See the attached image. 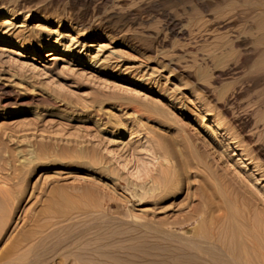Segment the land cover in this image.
<instances>
[{
  "label": "rangeland",
  "instance_id": "rangeland-1",
  "mask_svg": "<svg viewBox=\"0 0 264 264\" xmlns=\"http://www.w3.org/2000/svg\"><path fill=\"white\" fill-rule=\"evenodd\" d=\"M19 1L0 3L28 48L0 45V264L33 232L21 264L100 246L163 264L142 251L164 245L262 264L264 0ZM48 39L99 68L51 61Z\"/></svg>",
  "mask_w": 264,
  "mask_h": 264
},
{
  "label": "bare ground",
  "instance_id": "bare-ground-1",
  "mask_svg": "<svg viewBox=\"0 0 264 264\" xmlns=\"http://www.w3.org/2000/svg\"><path fill=\"white\" fill-rule=\"evenodd\" d=\"M9 1H11L12 2V0H9ZM19 1V0H18ZM20 2V1H19ZM18 2V3H19ZM22 2V1H21ZM0 3H1V5L3 4L4 6L6 5H8V4H6V3H8V0H2V1H0ZM10 3V2H9ZM26 4V3H25ZM11 5V4H10ZM13 5H14V3H13ZM17 5V4H16ZM27 5V4H26ZM18 6H19V4H18ZM21 6H24L23 4L21 5ZM1 7H3V6H1ZM4 9H5V7H3ZM11 8V7H10ZM21 8V7H20ZM25 8V7H24ZM7 9V8H6ZM17 9V8H16ZM22 9V8H21ZM25 9H27V7L25 8ZM13 10H15V9H13ZM13 10H10L9 9V11H7V15H8V18H13L14 16H16L15 15V12H13ZM20 10V9H19ZM18 10V11H19ZM24 10V9H23ZM45 10V9H44ZM21 11V10H20ZM19 11V12H20ZM18 12V13H19ZM45 12V11H44ZM264 13V12H263ZM0 14H4V12L3 11H0ZM51 15V14H50ZM29 17V16H28ZM25 18H26V16H25ZM24 18V19H25ZM9 20V19H8ZM26 21V20H25ZM9 22V21H8ZM8 22H2V23H4V25L5 24H7ZM260 24V23H259ZM9 25V24H8ZM1 26H3V25H1ZM13 26V25H12ZM21 26V25H20ZM5 28H0V45H10V46H16V47H18V49H21V50H24V49H26V46H24L23 45V43L21 42L22 40H21V31H12V28H11V26H4ZM107 27V26H106ZM9 28H11V29H9ZM16 28H17V26H16ZM15 27H14V30L16 29ZM23 28V27H22ZM21 29V28H20ZM25 32V31H24ZM24 32H23V34H24ZM57 32V31H56ZM232 36H235V35H232ZM23 37V36H22ZM236 37V36H235ZM27 39V38H26ZM45 39V38H44ZM75 39V38H74ZM56 40V39H55ZM74 42V41H73ZM46 43H50L51 44V40H46ZM45 43V44H46ZM44 46H48L49 47V45H44ZM28 47V46H27ZM228 49V48H227ZM26 50H28V48L26 49ZM229 51V50H228ZM59 54H62V56H70V57H72L73 59H76V62L78 63V64H80V63H82V64H88V68L90 69V70H95V69H98L99 68V66L100 65H98V60H95V58H90L89 56H87V55H84V56H82V54L80 53V52H75L71 47H69V46H65V48H61V46H60V44H51L50 45V50L47 52V54H45L46 56L45 57H47V58H51V61H53V60H56V58H57V56H59ZM72 61H74V60H72ZM214 61V60H213ZM98 65V66H97ZM102 65V64H101ZM102 67V66H101ZM144 84V83H143ZM147 85V84H146ZM144 87V86H143ZM149 89V92L150 93H154V90L153 89H150V87L148 88ZM160 90V89H159ZM156 95H158V94H156ZM162 95V94H161ZM166 102H168V103H170V104H173L174 103V100H172V99H169L168 98V96H167V98H166V100H165ZM164 106V105H163ZM212 123H213V125L215 126V127H217V128H220V129H222L221 128V124L217 121V120H213L212 121ZM223 131H224V129H223ZM222 131V132H223ZM213 134V133H212ZM217 134V133H216ZM222 135H225L224 133L222 134ZM234 142V141H233ZM232 141H228L227 143H228V146H229V148H234L235 149V152H238V154L240 155V157L241 156H243L244 155V153H243V151L241 150V149H238V148H235V145L236 144H234ZM214 159V158H213ZM243 159H245V161H247L246 160V158H243ZM207 161V160H206ZM250 162V161H249ZM216 163V162H215ZM248 163V162H247ZM218 164V163H217ZM189 167H190V165H189ZM152 172V171H151ZM192 177V176H191ZM185 179V178H184ZM222 179V178H221ZM260 179V178H259ZM191 180V179H190ZM193 182V181H192ZM74 186V185H73ZM224 186V185H223ZM188 188V187H187ZM198 190V189H197ZM189 191V190H188ZM153 192V191H152ZM186 196V195H185ZM193 196V195H192ZM187 198V197H186ZM184 200V199H183ZM199 200V199H198ZM255 201V200H254ZM87 202V201H86ZM256 202V201H255ZM57 204H58V202H57ZM91 204H92V202H91ZM173 204V203H172ZM197 204V203H196ZM236 204V203H235ZM61 205V204H60ZM65 205V204H64ZM195 206V205H194ZM59 207V206H58ZM84 207V206H83ZM172 207V206H171ZM193 208V207H192ZM197 208V207H196ZM263 208V207H262ZM56 209V208H55ZM163 209H164V207H163ZM189 209V208H188ZM191 209V208H190ZM256 209V208H255ZM235 210V209H234ZM60 211V210H59ZM62 211V210H61ZM194 211V210H193ZM216 211V210H215ZM68 212V211H67ZM222 212V211H221ZM192 213H194V212H192ZM213 213V212H212ZM27 214V213H26ZM53 214V213H52ZM51 214V215H52ZM65 214H66V212H65ZM69 214H70V211H69ZM221 214V213H220ZM54 215V217H55V215H56V213L55 214H53ZM186 215V214H185ZM194 215H196V214H194ZM218 215V214H217ZM189 217L191 216V218H192V215H188ZM83 217V216H82ZM185 217V216H184ZM252 217V216H251ZM181 218V217H180ZM195 218V217H194ZM244 218V217H243ZM61 219V218H60ZM63 219V218H62ZM163 219V218H162ZM161 219V220H162ZM167 219H169L170 220V218H167ZM187 219V218H186ZM55 220V219H54ZM175 220V219H174ZM189 220V219H188ZM191 220H193V219H191ZM190 220V221H191ZM64 221V220H63ZM162 221H164V220H162ZM166 221H168V220H166L165 219V222ZM196 221V220H195ZM43 222H45V221H43ZM168 222H172V221H168ZM184 222H185V220H184ZM212 222V221H211ZM40 223V222H39ZM173 223H174V225H175V223H176V221L174 222L173 221ZM186 223V222H185ZM183 224V223H182ZM212 224V223H211ZM228 224V223H227ZM42 225V224H41ZM46 225V224H45ZM166 225L167 224H165L164 226L166 227ZM262 225V224H261ZM78 226V225H77ZM168 226V225H167ZM172 226V225H171ZM53 227V226H52ZM170 227V226H169ZM227 227V226H226ZM237 227H239V226H237ZM259 227V226H258ZM39 228H41V227H39ZM73 228V227H72ZM162 228V227H161ZM168 228V227H167ZM231 228V227H230ZM46 229V228H45ZM44 229V230H45ZM163 229V228H162ZM165 229V228H164ZM260 229V228H259ZM36 230H39V229H37L36 228ZM41 230V229H40ZM39 230V231H40ZM43 230V229H42ZM43 230V231H44ZM73 230V229H72ZM165 230H167V229H165ZM204 230V229H203ZM233 230V229H232ZM243 230H244V228H243ZM24 231V230H23ZM43 231H41V232H43ZM45 231H47V229L45 230ZM44 231V233H46ZM158 231V230H157ZM170 231H171V229H170ZM220 231V230H219ZM240 231H242V230H240ZM51 232V231H50ZM164 232V231H163ZM205 232V231H204ZM233 232V231H232ZM249 232V231H248ZM259 232H261V231H259ZM24 233V232H23ZM22 233V234H23ZM52 233V232H51ZM62 233V232H61ZM60 233V234H61ZM167 233V232H166ZM222 232H220V234H221ZM47 234H48V232H47ZM46 234V235H47ZM164 234V233H163ZM171 234V233H170ZM223 234V233H222ZM228 234V233H227ZM245 233H243L242 232V235H244ZM255 235H256V233H254ZM25 235V234H24ZM23 235V239L21 238L19 241H17L18 243H17V245L15 244V246H12L11 248H9V250L5 253V256L3 257L4 259L3 260H9V259H11L10 261H12L11 262V264H14L13 262H15V264H21L20 262H22L21 260H23V258H25L26 259V257H28L29 256V254H25V251L27 250L28 251V253H29V250H32V251H34L35 250V256H36V254H38L37 252H39V251H36L37 249H41V246H39V244H41V245H43L42 243H43V241L41 242V240L43 239L42 238V235L40 234V236L41 237H39V235H38V232H33V233H31V234H26L25 236ZM46 235L44 236V237H46ZM50 235V234H49ZM48 235V236H49ZM173 235V234H172ZM20 236V235H19ZM53 236V235H52ZM85 236V235H84ZM220 236V235H219ZM234 236V235H233ZM59 237V236H58ZM61 237H62V235H61ZM64 237H65V235H64ZM207 237H209V236H207ZM224 237H225V235H224ZM239 238H240V236H238ZM247 237H249V236H246V239H244V242H246L245 240H247ZM60 238V237H59ZM209 238H211V237H209ZM221 238V237H220ZM231 238H234V237H232L231 236ZM231 238H229V239H231ZM243 238H245V235H244V237ZM251 238V237H250ZM262 238V237H261ZM52 239H54V238H52ZM57 239V238H56ZM62 239V238H61ZM66 239H67V237H66ZM77 239V238H76ZM222 239V238H221ZM225 239H226V237H225ZM241 239V238H240ZM18 240V239H17ZM55 240V239H54ZM234 240V239H233ZM232 240V241H233ZM252 240V239H251ZM62 241V240H61ZM61 241H59V242H61ZM63 241H65V240H63ZM74 241V240H73ZM223 241H225V240H223ZM222 241V242H223ZM231 241V240H230ZM241 241V240H240ZM240 241H237V242H240ZM249 241V240H248ZM247 241V242H248ZM56 242H58V241H56ZM203 242V241H202ZM210 242V241H209ZM220 242V241H219ZM259 242V241H258ZM61 243H63V242H61ZM71 243V242H70ZM75 243H76V241H75ZM78 243H79V241H78ZM172 243V242H171ZM206 244H207V242H205ZM204 243V244H205ZM225 243H226V241H225ZM228 243V242H227ZM231 242H229V244H230ZM7 244V243H6ZM57 244V243H56ZM77 244V243H76ZM75 244V245H76ZM82 244V243H81ZM85 244V243H84ZM189 244V243H188ZM191 244H192V242H191ZM195 244V243H194ZM237 244V243H236ZM248 244H249V242H248ZM247 244V245H248ZM37 245L39 246L38 248H36L37 247ZM156 245H158V244H156ZM240 245H241V243H240ZM263 245H264V243H263ZM4 246V245H3ZM47 246V245H46ZM56 246V245H55ZM80 246V245H79ZM85 246H87L86 244H85ZM104 246V245H103ZM117 246V245H116ZM137 246V245H136ZM155 246V245H154ZM153 246V247H154ZM160 246H162V245H160ZM189 246V245H188ZM191 246V245H190ZM201 246V245H200ZM208 245H206V246H204V247H207ZM213 246V244H211V246L210 247H212ZM245 246V245H244ZM250 246H252L251 245V243H250ZM56 247H59L58 245L56 246ZM64 246H62V248H63ZM83 247V246H82ZM88 247V246H87ZM100 247H102V246H100ZM99 247V248H100ZM110 247V246H109ZM135 247V246H134ZM138 247H139V245H138ZM147 247V246H146ZM150 247V246H149ZM162 247H164V248H159V246L157 247H154V248H148V249H145V248H143V251H142V253H146L148 256H144L145 258H147V257H149V254H157V257L158 258H163V260H164V262L166 263V262H168V261H170L171 263L173 262V263H175V262H177V263H179L180 261H182V263L183 264H228V262H218V261H214V260H210L208 257V260L207 259H203L201 256L200 257H197L196 255H191L190 254V252L188 253V252H186V251H184L183 249H182V247H180V248H175V247H173V246H171V245H169V246H162ZM196 247V246H195ZM199 247V246H198ZM202 247V246H201ZM235 247V246H234ZM238 247H239V245H238ZM27 248V249H26ZM36 248V249H35ZM50 248V247H49ZM54 248V247H53ZM86 247H84V249H81L80 251H76L75 253H73L72 254V256H71V258L70 257H68V255L66 256V258L63 256V257H59V258H57L58 256H56V255H53V256H50V258L49 259H45V261H44V263H42V264H103V262H105V261H103V259L105 258V259H107L110 263L112 262V263H116V264H119L120 262L119 261H121V260H118L117 262H116V260H117V258L118 257H116L115 255H114V252L112 251L111 253H109V254H104V252H103V250L104 251H107L106 250V248L107 247H105V248H103V250L102 249H100V250H98L99 248H97V249H95V250H91V249H85ZM89 248V247H88ZM193 248V247H192ZM203 248V247H202ZM208 248V247H207ZM228 248V247H227ZM246 248V247H245ZM251 248H253V247H251ZM24 249H25V251H24ZM34 249V250H33ZM65 249V248H64ZM64 249H62V250H64ZM94 249V248H93ZM110 249V248H109ZM112 249V248H111ZM110 249V250H111ZM133 250H134V248H132ZM197 249V248H196ZM206 249V248H205ZM224 249H226V247L224 248ZM240 249V248H239ZM24 251V254H23V251ZM50 250V249H49ZM66 250V249H65ZM120 250H122L121 248H120ZM137 250V249H136ZM139 250V249H138ZM141 250V249H140ZM186 250V249H185ZM191 250V249H190ZM198 250V249H197ZM223 250V249H222ZM246 250V249H245ZM20 251L22 252V254L20 253ZM26 251V252H27ZM58 251H60V250H58ZM127 251V250H126ZM132 251V250H131ZM131 251H128V252H131ZM188 251V250H187ZM225 251V250H224ZM241 251V250H240ZM43 252V251H42ZM107 252H109V251H107ZM119 252V251H118ZM133 252H135V251H133ZM139 252V251H138ZM221 252V251H220ZM230 252V251H229ZM228 251L226 252L227 254L229 253ZM245 252V251H244ZM253 252V251H252ZM255 252V251H254ZM32 253V252H31ZM41 253V252H40ZM45 253V252H44ZM115 253H117V252H115ZM197 253V252H196ZM206 253V252H205ZM226 253H223V255H225ZM237 253V252H236ZM43 254V253H42ZM65 254V253H64ZM208 254V253H207ZM33 255V256H32ZM200 255V254H199ZM201 255H202V253H201ZM216 255H217V253H216ZM233 255V254H232ZM240 255V254H239ZM249 254H247L246 255V257L245 258H247V256H248ZM25 256V257H24ZM121 256V255H120ZM124 256H126V255H124ZM213 256V255H212ZM219 256V255H218ZM227 256V255H226ZM231 256V255H230ZM241 256H242V254H241ZM240 256V257H241ZM254 256V255H253ZM259 256V255H258ZM261 256V255H260ZM264 256V255H263ZM15 257H16V259H15ZM32 257H34V254L32 253L31 254V257H28V258H32ZM44 257L46 258V256L44 255ZM104 257V258H103ZM143 257V258H144ZM229 257V256H228ZM232 257V256H231ZM249 257V256H248ZM262 257V256H261ZM27 258V259H28ZM43 258V257H42ZM127 258V257H126ZM150 258V257H149ZM151 258H154V257H151ZM150 258V259H151ZM211 258V257H210ZM216 258V257H215ZM235 258V257H234ZM250 258V257H249ZM254 258H255V256H254ZM15 259V261H13V260ZM34 259V258H33ZM40 259V258H39ZM104 259V260H105ZM119 259V258H118ZM135 259V258H134ZM139 259V258H138ZM148 259V258H147ZM218 259V258H217ZM262 259V258H261ZM35 260V259H34ZM43 260V259H42ZM124 260H126V259H124ZM144 259H142V261H143ZM156 260V259H155ZM158 260V259H157ZM230 260V259H229ZM235 260V259H234ZM234 260H230L231 262L230 263H233V261ZM243 260V259H242ZM252 260V258L250 259V261ZM258 260V259H257ZM2 261V260H1ZM6 261V263L8 264V262ZM160 261V260H159ZM179 261V262H178ZM245 261V260H244ZM247 261H249V259H247ZM119 262V263H118ZM127 262V261H126ZM144 262H146V259L144 260ZM152 262V261H151ZM150 262V264H152ZM164 262H163V264H164ZM256 262H258V261H256ZM262 262V264L264 263L263 261H261ZM1 263V262H0ZM123 263V262H122ZM125 263V262H124ZM133 263V262H132ZM147 263H149V261L147 262ZM158 264L159 263H161V262H157ZM236 263V262H235ZM244 263V262H243ZM247 263V262H246ZM9 264H10V262H9ZM40 264V263H39ZM106 264H108V263H106ZM121 264V263H120ZM127 264V263H126ZM135 264V263H134ZM141 264V263H140ZM146 264V263H145ZM155 264V263H154ZM166 264H169V263H166Z\"/></svg>",
  "mask_w": 264,
  "mask_h": 264
}]
</instances>
